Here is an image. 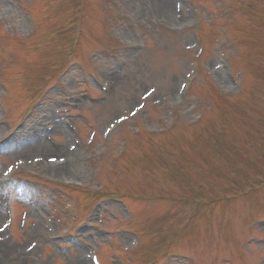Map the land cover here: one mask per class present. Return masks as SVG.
I'll return each instance as SVG.
<instances>
[{
	"label": "rangeland",
	"instance_id": "obj_1",
	"mask_svg": "<svg viewBox=\"0 0 264 264\" xmlns=\"http://www.w3.org/2000/svg\"><path fill=\"white\" fill-rule=\"evenodd\" d=\"M177 1L172 0L174 16ZM19 2L0 0V83L10 86L7 92L0 84V97L14 123L34 107L26 118L27 129L13 135L24 129L19 144L29 141L33 135L29 129L43 122L46 112L64 123L68 133L70 122L80 119L70 113H78L84 118L79 122L82 143L94 151L95 158L89 160L77 148L72 152L77 162L62 176L58 171L63 168L53 166L55 160L28 162L4 152L0 174L14 164L13 180L24 186L0 199L1 234L5 235L4 199L12 201L15 213L13 234L5 241L9 255L0 249V264H77L80 258L90 264L77 242L60 241L66 246L64 252L47 242L49 235L68 233L98 248L105 264H118L116 259L126 264L153 260L193 264L178 256L163 257V247L170 243L172 252H188L198 264H261V260L264 264V247L245 243L251 235L264 236V226L251 223V217L264 218V190L256 192L255 186L262 183L253 179L264 173V0H194L208 48L200 59L190 35L193 1L186 5L185 18L175 25L167 17L153 15L145 0H26L39 22L33 39L28 38ZM218 2H223L219 10ZM82 6V30L74 56L69 44L76 39L74 23ZM210 11L216 16L213 23ZM222 28L233 37L232 47L226 49L236 75L243 76L241 93L220 68L227 43ZM131 42L140 48L127 58L125 48ZM71 58L80 59L99 80L117 69L114 79L110 76L112 89L103 94L84 82ZM192 60L200 63V72L188 98L181 102L180 84ZM119 62H123L120 67ZM92 90L100 97L98 104L86 97ZM41 92V101L34 102ZM148 92L152 95L143 112L105 138L104 130L135 110ZM201 113L204 118L197 121ZM3 120L0 104V142L9 138ZM172 121L177 125L169 129ZM42 127L58 140L55 144L49 137L48 144L60 149L64 137L47 130L54 129L53 121ZM122 140L129 145L121 159L116 154ZM69 145L74 147V138ZM92 172L97 174L94 182L88 178ZM59 184L76 188L60 192ZM99 186L105 190L99 191ZM248 186L256 192L250 199L242 197L233 205L223 200L243 194ZM110 192L130 204L134 219L126 220L120 203L108 201L105 196ZM252 198L258 209L250 207ZM197 200L202 201L198 206ZM66 203L76 206L83 216L80 221L68 217ZM190 211L193 221L187 225ZM89 219L90 226H85ZM130 232L142 235L141 247L127 250L135 244ZM109 238L115 239V248L107 246ZM43 247L39 260L38 249Z\"/></svg>",
	"mask_w": 264,
	"mask_h": 264
},
{
	"label": "bare ground",
	"instance_id": "obj_2",
	"mask_svg": "<svg viewBox=\"0 0 264 264\" xmlns=\"http://www.w3.org/2000/svg\"><path fill=\"white\" fill-rule=\"evenodd\" d=\"M145 1H147V3L151 6V12L153 15L167 17L172 21L173 24L179 25L180 22H179L176 6L174 10V12L176 13L175 16L172 11V0H145ZM12 73L13 71L10 70V74ZM219 75L221 81L226 82L224 76L222 74ZM114 76L115 73H113V79ZM45 117H47V119H51V120L53 119V117L50 118L51 117L50 113L46 114ZM53 123L55 124V132L60 136H63L65 139L64 145L60 147V149L58 150L53 149L46 140L49 133H47L46 130L39 129L37 127L36 133L33 136L32 140L30 141L29 144L23 145L24 148H22V151H18L14 147H10L9 151L14 155L23 157L28 162L36 161L37 163H41L43 161L53 162L55 160L53 162V166L56 169L63 168L59 170L58 173L59 175L65 176L68 173V171L70 172L72 170L71 166H74L75 163L77 162L76 157L73 155L75 150L72 145H69V142L71 140V135L69 133V130H67L69 134L66 132L64 123H61L57 120H54ZM7 146L8 144L6 145V147ZM60 159H62V162L58 163V160ZM54 172L57 173V171L55 170ZM0 216H2L1 207H0ZM6 239H7L6 235L0 233V249H2V251L5 252L6 256H8L10 248L9 245L5 242ZM77 264H87V261L85 258H80Z\"/></svg>",
	"mask_w": 264,
	"mask_h": 264
}]
</instances>
